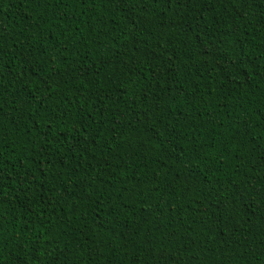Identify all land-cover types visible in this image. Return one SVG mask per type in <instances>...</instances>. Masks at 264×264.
I'll use <instances>...</instances> for the list:
<instances>
[{
    "label": "trees",
    "instance_id": "1",
    "mask_svg": "<svg viewBox=\"0 0 264 264\" xmlns=\"http://www.w3.org/2000/svg\"><path fill=\"white\" fill-rule=\"evenodd\" d=\"M0 264H264V0H0Z\"/></svg>",
    "mask_w": 264,
    "mask_h": 264
}]
</instances>
